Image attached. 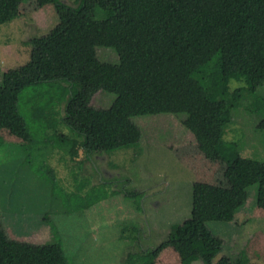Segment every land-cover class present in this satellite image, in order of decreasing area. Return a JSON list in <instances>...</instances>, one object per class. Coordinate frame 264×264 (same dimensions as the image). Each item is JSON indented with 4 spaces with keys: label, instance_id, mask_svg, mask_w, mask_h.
Here are the masks:
<instances>
[{
    "label": "trees",
    "instance_id": "trees-1",
    "mask_svg": "<svg viewBox=\"0 0 264 264\" xmlns=\"http://www.w3.org/2000/svg\"><path fill=\"white\" fill-rule=\"evenodd\" d=\"M22 2L0 0V24L17 18ZM54 2L57 25L28 41L32 48L26 63L2 74L0 129L15 135L28 152L31 137L20 97L28 87L50 82L65 102L63 123L83 139L86 154L133 145L124 119L140 131L135 143L143 136L144 143H171L190 133L206 156L226 162L232 187L193 184L190 216L172 225L168 238L146 253L156 255L172 245L182 264H250L243 250L215 261L223 240L208 222L233 221L248 187L264 179V160L243 156L248 148L243 141L225 140L228 126L235 123L264 132V0ZM86 4L106 12L90 29L81 16ZM98 47L114 50L115 62L100 57ZM212 75L220 77L223 94L218 99L197 78ZM233 81L239 84L235 90ZM101 93L115 95L110 106L95 105ZM182 99H192L195 107L176 112L175 103ZM40 174L52 177L49 171ZM51 189L56 192L58 186L51 182ZM6 228L0 208V264H64L59 241L17 239Z\"/></svg>",
    "mask_w": 264,
    "mask_h": 264
},
{
    "label": "rangeland",
    "instance_id": "rangeland-1",
    "mask_svg": "<svg viewBox=\"0 0 264 264\" xmlns=\"http://www.w3.org/2000/svg\"><path fill=\"white\" fill-rule=\"evenodd\" d=\"M61 1L75 5L74 0ZM55 5L54 0H23L21 14L0 24V82L4 71L30 59L28 41L57 25ZM105 15L91 4L81 12L86 29ZM110 50L97 48L100 57L115 62L116 52ZM197 78L212 99L222 97L220 77ZM231 86L235 90L239 84L233 81ZM109 94L101 93L95 105L110 106L115 95ZM57 97L58 86L50 82L32 85L21 95L19 108L31 137L28 152L15 135L0 129V208L7 232L35 243L59 241L64 264H182L172 245L156 255L146 252L168 238L172 225L190 216L193 184L232 187L226 162L206 156L188 132L171 143H144V136L135 143L140 131L126 119L133 145L86 154L83 139L63 123L65 102ZM194 107L192 99L175 103L176 112ZM145 127L142 123L141 129ZM225 140L243 141L248 147L243 156L264 160L261 128L231 124ZM40 171H49L50 180ZM51 182L58 186L56 192ZM248 193L233 221L208 222L223 240L215 261L243 250L250 264H264V179L250 185Z\"/></svg>",
    "mask_w": 264,
    "mask_h": 264
}]
</instances>
